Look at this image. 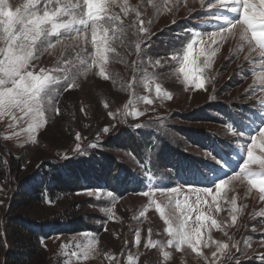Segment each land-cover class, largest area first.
<instances>
[{"label":"rangeland","instance_id":"obj_1","mask_svg":"<svg viewBox=\"0 0 264 264\" xmlns=\"http://www.w3.org/2000/svg\"><path fill=\"white\" fill-rule=\"evenodd\" d=\"M230 1L237 2L104 0L109 15L119 17L106 24L109 50L104 62L92 43L91 21L37 42L27 70L51 78L38 100L29 104L39 106L40 112L29 113L23 105L0 110V264H10L6 255L12 244L7 241L6 223L18 188L30 184L50 164L57 168L81 163L83 168L99 169L93 161L96 151L111 158L107 167L102 166L107 169L106 183L81 185L56 198H44L38 207L19 210L50 233L40 242L43 264H264L260 191L256 188L258 197L252 202L247 179H231L248 159L251 137L259 140L264 130V64H259L252 48L245 51L247 42L231 40L228 25L223 30L221 25L201 28L210 11L222 5L227 11L225 4ZM6 2L15 11L29 0ZM73 4L81 6L75 9L77 18L86 13L83 0H53L47 10L71 9ZM37 7L42 15L43 0ZM71 18L62 15L58 19L66 22ZM191 22L199 28L198 38H204L190 57L202 69L201 88L180 72L190 43L188 34L182 36L180 30ZM213 33L217 44L211 43ZM0 47L6 45L0 41ZM219 108H226V113ZM141 135L146 139L134 152L132 144L140 142ZM210 140L214 152L207 148ZM166 147L173 153L163 164L158 155ZM216 147L221 149L218 158L225 155L228 159L233 147L240 157L235 172L220 180L224 183L219 194L215 185L220 182L203 183L206 187L180 184L176 175L184 163L196 165L200 171L204 163L211 167L217 161ZM254 154L264 157L259 148ZM112 163L116 167L108 172ZM249 168L260 171L258 163ZM115 169L137 177L138 192L116 193L108 188L107 183L114 186V176L119 175ZM141 177L148 179L146 188ZM184 182L192 183L189 174ZM174 188L177 192H172ZM177 198L179 209L175 207ZM185 200L190 208H185ZM169 201L171 207H167ZM55 222L65 230L69 222L80 227L74 233L60 232L49 228ZM181 231L191 236V244L179 243ZM220 244L226 247L220 249ZM26 264L39 263L34 259Z\"/></svg>","mask_w":264,"mask_h":264},{"label":"snow or ice","instance_id":"obj_2","mask_svg":"<svg viewBox=\"0 0 264 264\" xmlns=\"http://www.w3.org/2000/svg\"><path fill=\"white\" fill-rule=\"evenodd\" d=\"M38 2L39 0H29V3L23 9L16 8L13 11L6 0H0V41L6 45V47H0V110H11L20 108L23 105L24 109L29 113L33 111L40 112L39 106L33 108L29 107V104L38 100L51 78L43 74L35 75L32 71L27 70L30 61L35 58L34 52L38 41L44 43L49 36L58 34L61 29L70 31L74 24L87 26L89 21H91L92 43L101 62L105 61V52L109 50L106 24H111L114 20H118L119 17L109 15L104 0H83L87 11L80 18H77L75 12V9L81 7L79 4H73L71 9L67 6L63 8L56 7L50 13L47 9L53 0H43L45 10L40 15L38 14ZM148 2L152 3V0H148ZM241 7L243 12L239 14ZM230 10L238 13L239 19L235 20V24H233V19L225 17L224 24H221V29H224L225 24L229 28L238 25L240 28V40L247 42L249 46L259 49L261 56L264 57V0H259V3L253 2V0H242V5L237 0L236 6ZM62 15H71L72 18L66 22H60L58 18ZM111 30L115 32L116 29L112 28ZM141 31H144V29L142 28ZM100 32L103 34L98 35ZM216 35V33L212 34V44H217ZM192 49L193 43H189L183 56L185 66L180 68V72L184 75L186 81H194L195 86L201 88L204 86L202 69L195 67L196 61L194 59L190 60ZM200 54L202 56L205 55L203 48L200 50ZM189 63L193 67H187ZM207 66L208 57L205 58V67ZM103 71L104 69L101 67L102 75ZM9 83L11 87L8 86ZM156 90L157 92L160 91L159 86H157ZM257 148L264 152V130H261L259 140L256 136L251 137V143L247 144L248 159L240 166V172L237 173V176L231 177V179H236L237 177L247 179V183L252 188L259 189L260 198L264 200V183H261L264 182V157L254 154ZM257 163L260 166V171L254 172L249 168V165ZM223 183L221 181L215 185L218 190L217 194H219V189L222 188ZM203 191L207 192L208 189L205 188ZM172 192H177V189H172ZM144 195H147V193H144ZM197 201H199V195L197 196ZM232 202L235 204V198H233ZM184 205L186 209L191 207V205L187 204V200H185ZM171 206L172 203L169 201L167 207ZM175 207L177 209L181 207V202L178 198L176 199ZM157 208H160L159 204ZM197 219H200V217H197ZM233 220H235V217H233ZM212 223L215 225L216 221L213 220ZM168 232L173 235L171 228L168 229ZM199 232L200 230L197 228V240H199ZM177 235L180 237L179 243L187 242L191 244V236L188 233L181 231ZM225 247L224 244L219 245L220 249Z\"/></svg>","mask_w":264,"mask_h":264},{"label":"trees","instance_id":"obj_3","mask_svg":"<svg viewBox=\"0 0 264 264\" xmlns=\"http://www.w3.org/2000/svg\"><path fill=\"white\" fill-rule=\"evenodd\" d=\"M225 109H220L223 114L226 113ZM139 138L140 142L136 140V142L132 144L134 152L141 149V144L146 139L143 135L139 136ZM212 139H214V137H212ZM104 145L108 146L105 143ZM172 153L173 151L170 147L164 148L158 155L159 161L166 164L167 160L172 157ZM96 154L97 155H94L93 161L95 162L96 160L99 169H86L83 168V165H80L81 163H74V165L68 163L62 166L59 165L57 168L52 167L50 164L46 165L47 170H41L36 178H31L30 184L25 183V185L18 188L12 200V204H10L9 207V214H12V216L8 214L10 217H8V222L6 223L7 241L12 244V249L8 251L6 255L10 264H26L34 259H38V263L43 264V258L39 257L41 251L40 242L50 234L44 230L43 224L32 222L33 219H31V217L25 216L26 214L21 213V211L19 212V210H28L38 207L43 203L44 198L48 196L50 199L56 198L59 194L66 193L67 191L73 192L76 188L81 187V185L87 187L93 183L98 185L106 183L105 176L107 174V169L106 171L102 170V166L107 167L106 164L110 163L111 158L107 153L105 154L100 151H96ZM109 166L108 172L116 167V164L112 163ZM92 171L95 172L92 173ZM114 172H116L115 174L119 173V175L117 179L114 176V186L107 183L108 188L114 190L116 193H126L127 191L138 192L137 183H135L139 181L137 177L134 176V183H128V171H118V169H115ZM120 175L123 176L121 177ZM39 176L42 177L40 181L37 180ZM101 181L103 182L101 183ZM17 211L19 213H17ZM62 226L64 225L55 222L53 225H50L49 228H53L56 231L60 230V232L62 231L61 229H64V231L74 233L80 227L76 222H69L67 230H65V227L62 228Z\"/></svg>","mask_w":264,"mask_h":264},{"label":"bare ground","instance_id":"obj_4","mask_svg":"<svg viewBox=\"0 0 264 264\" xmlns=\"http://www.w3.org/2000/svg\"><path fill=\"white\" fill-rule=\"evenodd\" d=\"M240 2H241V5H242V0H240ZM253 2L258 3L259 0H253ZM242 12H243V8L241 7L240 10H239V13L242 14ZM239 31H240V28H239L238 25H236L235 27H231V30L229 32H233V34L230 37L231 40H233V42H237V39L239 38ZM243 42H245V41H243ZM243 46L245 48V51H247L248 49L252 48L253 51H254V56L257 57L259 60H261L259 62V64H264V57L261 56L259 49L255 48L254 46H249L248 43L244 44ZM257 197H258V190H256V188H252L251 189V201L255 202ZM263 202H264V200H263Z\"/></svg>","mask_w":264,"mask_h":264},{"label":"built area","instance_id":"obj_5","mask_svg":"<svg viewBox=\"0 0 264 264\" xmlns=\"http://www.w3.org/2000/svg\"><path fill=\"white\" fill-rule=\"evenodd\" d=\"M188 166H189V165H185V163H184V165L180 168V172H183L184 174H186V173H187ZM129 178L131 179L130 181H129ZM141 179H142V177H141ZM127 181H128V183H129V182L134 183V182H135V179H134L133 176H131V177L129 176V177L127 178ZM135 183H136V182H135Z\"/></svg>","mask_w":264,"mask_h":264},{"label":"clouds","instance_id":"obj_6","mask_svg":"<svg viewBox=\"0 0 264 264\" xmlns=\"http://www.w3.org/2000/svg\"><path fill=\"white\" fill-rule=\"evenodd\" d=\"M261 183H264V182H261Z\"/></svg>","mask_w":264,"mask_h":264}]
</instances>
